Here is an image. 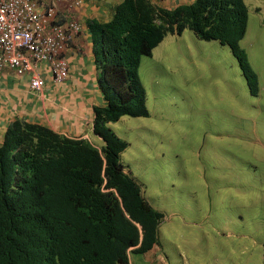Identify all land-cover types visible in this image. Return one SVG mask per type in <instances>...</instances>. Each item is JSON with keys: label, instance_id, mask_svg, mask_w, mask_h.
I'll return each instance as SVG.
<instances>
[{"label": "rangeland", "instance_id": "374dc122", "mask_svg": "<svg viewBox=\"0 0 264 264\" xmlns=\"http://www.w3.org/2000/svg\"><path fill=\"white\" fill-rule=\"evenodd\" d=\"M243 2L251 79L227 46L184 28L140 59L144 115L108 123L126 142L122 170L163 215L155 264H264V0Z\"/></svg>", "mask_w": 264, "mask_h": 264}, {"label": "trees", "instance_id": "16d2710c", "mask_svg": "<svg viewBox=\"0 0 264 264\" xmlns=\"http://www.w3.org/2000/svg\"><path fill=\"white\" fill-rule=\"evenodd\" d=\"M246 17L243 0H194L157 10L145 0H124L109 21L91 27L105 101L93 107L91 130L101 142L10 121L0 141V264H131L130 253L147 257L163 215L122 170L118 154L126 142L108 123L144 115L140 58L184 28L227 46L251 79L239 45Z\"/></svg>", "mask_w": 264, "mask_h": 264}, {"label": "crops", "instance_id": "0c3cea01", "mask_svg": "<svg viewBox=\"0 0 264 264\" xmlns=\"http://www.w3.org/2000/svg\"><path fill=\"white\" fill-rule=\"evenodd\" d=\"M123 1L48 0L47 4L54 9V22L69 32V39L62 54L68 65V74L62 82L56 83L46 71L45 64H38V72L44 79V86L40 91L35 92L29 87L27 76L17 75L9 68L2 69L0 71V141L7 125L13 119L47 126L67 137L92 140L89 137L92 133L90 125L93 119V107L103 105L105 101L99 86L101 54L96 47L91 27H94L95 23L98 25L109 21L116 7L122 5ZM145 1L157 10L158 8L173 9L178 5L190 4L194 0ZM70 21L79 25L77 32L67 29ZM139 67L140 64L138 70ZM95 145L99 146V144ZM156 247L158 244L152 246L145 254L156 250ZM214 251L218 252V249ZM137 255L130 261L131 264H155L154 260L141 257L142 254ZM157 264H165V262ZM211 264L218 262L214 261Z\"/></svg>", "mask_w": 264, "mask_h": 264}, {"label": "built area", "instance_id": "2783aa9c", "mask_svg": "<svg viewBox=\"0 0 264 264\" xmlns=\"http://www.w3.org/2000/svg\"><path fill=\"white\" fill-rule=\"evenodd\" d=\"M48 0H0V71L13 70L28 78L30 89L44 86L38 64L43 63L51 79L62 82L68 74L63 57L69 32L54 22V9ZM68 30L77 32L76 22Z\"/></svg>", "mask_w": 264, "mask_h": 264}]
</instances>
